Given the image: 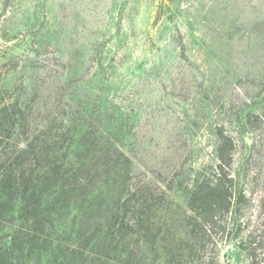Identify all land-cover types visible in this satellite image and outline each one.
I'll list each match as a JSON object with an SVG mask.
<instances>
[{
    "label": "rangeland",
    "instance_id": "1",
    "mask_svg": "<svg viewBox=\"0 0 264 264\" xmlns=\"http://www.w3.org/2000/svg\"><path fill=\"white\" fill-rule=\"evenodd\" d=\"M0 264H264V0H0Z\"/></svg>",
    "mask_w": 264,
    "mask_h": 264
},
{
    "label": "trees",
    "instance_id": "2",
    "mask_svg": "<svg viewBox=\"0 0 264 264\" xmlns=\"http://www.w3.org/2000/svg\"><path fill=\"white\" fill-rule=\"evenodd\" d=\"M218 140L219 178L216 182L201 181L189 195V205L192 211L199 215L201 225L204 227L213 226L218 218L227 214L232 208L233 193L226 170L232 161L233 141L222 131L218 133ZM250 255H253V252H250Z\"/></svg>",
    "mask_w": 264,
    "mask_h": 264
}]
</instances>
